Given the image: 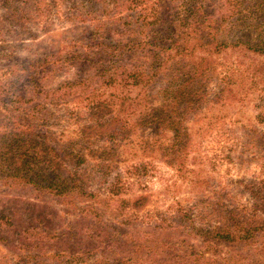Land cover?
<instances>
[{"label":"trees","instance_id":"16d2710c","mask_svg":"<svg viewBox=\"0 0 264 264\" xmlns=\"http://www.w3.org/2000/svg\"><path fill=\"white\" fill-rule=\"evenodd\" d=\"M59 1L0 0V65L27 36L35 39L32 27L61 15L84 37L43 61L6 66L0 77V264H264V162L240 190L244 201L202 194L188 210L153 222L139 217L147 197L121 198L139 167L110 179L121 142L139 129L152 137L137 136L135 152L158 154L181 173L194 151L187 123L203 122V107H241L250 95L259 113L244 144L259 148L264 0H219L213 9L204 0ZM223 51L259 60H216ZM65 68L76 76L48 87L44 80ZM106 88L115 92L98 100ZM71 101L85 103L76 114L83 125L74 124L78 141L60 144L49 107ZM200 179L192 178L206 183ZM117 203L133 214L121 217Z\"/></svg>","mask_w":264,"mask_h":264},{"label":"rangeland","instance_id":"374dc122","mask_svg":"<svg viewBox=\"0 0 264 264\" xmlns=\"http://www.w3.org/2000/svg\"><path fill=\"white\" fill-rule=\"evenodd\" d=\"M218 1L204 0L203 3L206 4V7H212L213 9V5H216ZM56 2L59 3L60 1L56 0ZM61 9L65 11L63 7ZM163 10L164 7L161 12ZM3 13L4 9L0 7V15ZM64 13L66 14L67 12ZM76 23V21L66 20L61 15L59 20L53 18L47 21L45 27L30 26L33 28L35 39H30L27 36L26 41L22 42L21 48L15 51L13 57L6 60L3 64L1 63L0 77H3L2 74L7 70L4 68L6 66L23 62L43 61L48 55H45L46 52L57 50L75 41H81L84 37L79 36L80 32L74 27ZM69 51L70 49L61 50L60 55L65 57ZM214 58L223 62L227 61L228 63L239 59L246 65H249L251 60L254 62L259 60L250 54L246 55L234 51H223ZM1 60L4 61V59ZM76 73L75 69H60V71L56 70L48 77L50 81H44L48 87L53 89L63 82L72 80ZM104 91L106 94L102 96ZM114 92V89L111 88L101 90V96L98 100H103ZM255 103H257L256 97L250 95L249 100L241 107H220V105L203 107L206 110L207 118H204L201 123L196 124L192 121L187 123L194 151L187 155L186 161H184L185 168L181 173L156 158L158 154L149 156L141 154V152H135V149H137V136L152 137L150 130L147 129L140 133L141 129H139L136 134H131L130 140L121 142L119 152L117 155L115 154L116 159L110 163V179L115 174L123 173L125 167L136 165L139 167V169L135 170L136 172L131 173L136 176L126 182L130 187L128 194H121V198L126 200L138 195L147 197L145 206L139 211V217L145 222L152 219V222L155 221L159 213L176 214V211L188 210L202 194L203 197H206L205 195L210 196L224 191L229 193L232 199L237 198L244 201L245 197L240 193V190L248 181L254 180L260 169L258 167L259 163L264 162V141L260 143L259 148L250 147L248 146L250 144L247 143L248 135L251 137L252 128L256 127V116L259 113V109L254 108ZM84 105L85 103L76 101H71L68 105H60V107L50 105L49 113L53 115L49 116L48 121L49 123H54L56 120L59 121L60 124L55 126L54 131H56V136L61 141L65 140L64 143L60 142V144L73 140L78 141L77 131L74 132L78 128L75 125L76 123L83 125V122H77L76 114L82 116L85 113ZM132 119L130 117L131 121ZM63 125H65V129L67 127L66 131H62ZM240 127H244V130H240ZM259 127L264 129V125L259 124ZM166 135L169 136L170 133L167 132ZM160 139L162 142H167L168 138L163 137ZM101 144L102 141L96 143L97 147ZM92 146L95 147V144L93 143ZM76 147L78 148L79 146ZM88 161L93 162V159L88 156ZM188 167L193 169V177L188 176L186 172L189 169ZM192 178L199 181H201L200 178H204L206 183L197 182L195 185ZM91 185L93 188L96 187L93 182ZM7 192L20 197L26 195L24 190H10ZM239 196H242V198ZM114 207L121 217L133 214L130 204L121 206L117 203Z\"/></svg>","mask_w":264,"mask_h":264}]
</instances>
